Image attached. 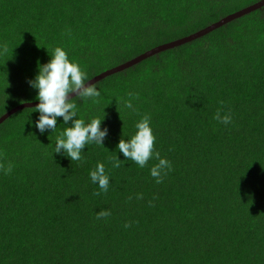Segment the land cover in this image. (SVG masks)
Wrapping results in <instances>:
<instances>
[{
    "label": "trees",
    "instance_id": "16d2710c",
    "mask_svg": "<svg viewBox=\"0 0 264 264\" xmlns=\"http://www.w3.org/2000/svg\"><path fill=\"white\" fill-rule=\"evenodd\" d=\"M260 1L0 0V118L38 102L28 81L57 46L91 81ZM96 86L77 118L105 115L108 135L79 161L53 154L62 118L43 135L35 108L0 125V264H264V7ZM144 116L171 164L160 182L155 157L116 149Z\"/></svg>",
    "mask_w": 264,
    "mask_h": 264
},
{
    "label": "clouds",
    "instance_id": "9594fccd",
    "mask_svg": "<svg viewBox=\"0 0 264 264\" xmlns=\"http://www.w3.org/2000/svg\"><path fill=\"white\" fill-rule=\"evenodd\" d=\"M48 55L50 59L46 63L38 62L35 77L28 81L30 87L37 92L35 98L38 103L34 112L38 113V118L35 120V128L41 135L46 131L52 133L57 129L58 118H62L65 127L56 137L53 154H63L71 162L79 161L82 159V151L85 150L86 145L92 143L103 145L108 135V128L101 127L105 115L102 118L95 116H89L87 119L77 118L75 101L77 98L95 101L100 97L101 92L96 83H89L90 80L79 63L70 60L62 47H55L51 53L48 51ZM70 94H75V98H70ZM124 106L133 109L130 100L125 101ZM215 119L225 125L231 123L230 115L221 116L219 112ZM134 128V134L127 139L121 138L116 149L123 154L125 160H131L141 168L155 157L158 163L150 169V175L160 182L162 170L170 168L171 164L170 161L162 158L159 152L154 151L156 137L150 125V117H142L135 123ZM119 161L121 159L117 156L115 167L119 166ZM5 171L10 172L11 166ZM89 175L92 183L97 184L99 189L105 192L108 190L110 177L106 174L103 163L98 162ZM108 214L106 211H101L97 214V218Z\"/></svg>",
    "mask_w": 264,
    "mask_h": 264
},
{
    "label": "water",
    "instance_id": "95a60500",
    "mask_svg": "<svg viewBox=\"0 0 264 264\" xmlns=\"http://www.w3.org/2000/svg\"><path fill=\"white\" fill-rule=\"evenodd\" d=\"M262 7H264V0L252 5V6H249L247 8H244L242 10H240L239 12L237 13H234L222 20H220L219 22L215 23V24H212L211 26L207 27L206 29L204 30H201L199 31L198 33L196 34H193L191 36H188V37H185V38H182L180 40H176L174 42H171L169 44H166V45H163V46H160L154 50H151L149 52H147L146 54L136 58L135 60H132L130 62H128L127 64H124L122 66H119L117 68H113L111 70H108L100 75H98L97 77H95L94 79H92L89 83H98L100 81H102L103 79L109 77V76H112L118 72H121L125 69H128L129 67L133 66V65H136L138 64L139 62L157 54V53H160V52H163V51H166V50H169V49H173L175 47H179V46H182L184 44H187V43H190L192 41H195L205 35H208L210 34L211 32L223 27V26H226L228 25L229 23L233 22L234 20L236 19H239V18H242L246 15H249L251 14L252 12L256 11V10H259L261 9ZM75 97V94H70V98H74ZM38 102H30V103H25V104H22L20 105L19 107L11 110L10 112H8L7 114H5L4 116H2L0 118V125L2 123H4L7 119H9L12 115L16 114L17 112L23 110V109H27V108H35L36 104Z\"/></svg>",
    "mask_w": 264,
    "mask_h": 264
}]
</instances>
